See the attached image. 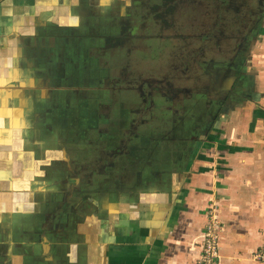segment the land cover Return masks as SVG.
Returning <instances> with one entry per match:
<instances>
[{
  "label": "crops",
  "instance_id": "crops-1",
  "mask_svg": "<svg viewBox=\"0 0 264 264\" xmlns=\"http://www.w3.org/2000/svg\"><path fill=\"white\" fill-rule=\"evenodd\" d=\"M131 1L0 0V264H195L212 205L220 264H264V24L248 99L199 134L179 172L147 160L126 179L119 159L118 193L98 191L106 178L95 172L85 199L77 144L96 92L69 89H91L80 70L93 56L115 61L114 24ZM125 152L137 168L135 145Z\"/></svg>",
  "mask_w": 264,
  "mask_h": 264
},
{
  "label": "flooded vegetation",
  "instance_id": "flooded-vegetation-1",
  "mask_svg": "<svg viewBox=\"0 0 264 264\" xmlns=\"http://www.w3.org/2000/svg\"><path fill=\"white\" fill-rule=\"evenodd\" d=\"M163 3L165 14L154 19L160 34L138 38L153 41L172 36L178 40L171 45L176 56L169 60L171 72L167 80L157 78L160 74L140 77L137 65L118 67L126 56L123 44L132 37V16L140 8L139 0H132L118 27L114 24L111 58L115 60L112 63L120 61L119 65H112L104 54L93 56L100 63L80 70L95 77L91 89L81 84L75 86V80L69 89L72 94L96 92L89 96L86 107L91 113L87 121L89 137L77 144L83 158L82 175L88 182L82 191L85 199L94 192L95 172L106 178L98 191L110 198L118 193L119 185L113 177H117L119 159L124 162L126 179L132 178L147 160L161 161L172 173L179 172L181 164L194 157L199 134L211 131L248 99L251 86L247 69L253 59L257 33L264 24V4L260 0H163ZM188 8L195 10L194 16L198 11L202 14V20L194 21L191 27L177 23ZM170 13L174 18L168 19ZM137 51V57L141 58L143 48ZM127 91H133L131 97L121 99V93ZM183 94L182 98L178 96ZM130 145L136 147L137 168L131 167L133 164L124 155Z\"/></svg>",
  "mask_w": 264,
  "mask_h": 264
},
{
  "label": "rangeland",
  "instance_id": "rangeland-1",
  "mask_svg": "<svg viewBox=\"0 0 264 264\" xmlns=\"http://www.w3.org/2000/svg\"><path fill=\"white\" fill-rule=\"evenodd\" d=\"M139 2L140 8L138 9V12L132 16L133 22H130V26L132 25L133 28H137L136 30L134 29L136 33L133 35L131 33L130 35H132V37L128 38L126 43L123 44L124 48L122 51L126 56L120 65L121 67L137 65V71L140 72V77L143 78H146L149 75L160 74V77L157 78L167 80L166 78L171 72L168 68L169 60L171 59V56H176V54H173L174 52L171 51V45L178 40H174L172 36L156 38L153 41H145L138 38L141 35L154 37L157 34H160V30L157 29V24H155L154 19L160 14H165L166 6L164 7L163 0H139ZM203 5L205 6L204 3ZM184 14V17L181 19L178 18L177 23L180 25L191 27L194 21L202 20L201 12L198 11V15L194 16V9L188 8ZM203 14L206 16L205 12H203ZM167 17L168 19L174 18V14L170 13ZM136 25H138V27ZM139 47H142L144 50V55L141 56V58L137 57V48ZM107 56H111V52H109V55ZM136 58H138V60H136ZM180 87L184 88L182 85H180ZM178 96L182 98L184 94Z\"/></svg>",
  "mask_w": 264,
  "mask_h": 264
},
{
  "label": "built area",
  "instance_id": "built-area-1",
  "mask_svg": "<svg viewBox=\"0 0 264 264\" xmlns=\"http://www.w3.org/2000/svg\"><path fill=\"white\" fill-rule=\"evenodd\" d=\"M217 206L212 205L209 212V220L205 231V240L201 247V254L195 264H220L221 248L220 236L223 231L222 224L217 217ZM257 259L264 261V252L257 253Z\"/></svg>",
  "mask_w": 264,
  "mask_h": 264
},
{
  "label": "snow or ice",
  "instance_id": "snow-or-ice-1",
  "mask_svg": "<svg viewBox=\"0 0 264 264\" xmlns=\"http://www.w3.org/2000/svg\"><path fill=\"white\" fill-rule=\"evenodd\" d=\"M0 120H2V117H0Z\"/></svg>",
  "mask_w": 264,
  "mask_h": 264
}]
</instances>
